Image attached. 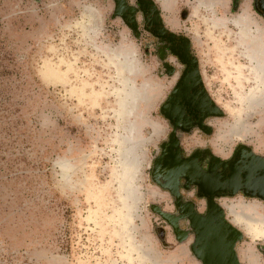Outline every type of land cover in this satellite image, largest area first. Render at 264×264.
Wrapping results in <instances>:
<instances>
[{
  "label": "rangeland",
  "instance_id": "1",
  "mask_svg": "<svg viewBox=\"0 0 264 264\" xmlns=\"http://www.w3.org/2000/svg\"><path fill=\"white\" fill-rule=\"evenodd\" d=\"M151 2V22L186 42L221 111L175 132L180 154L226 158L243 144L264 157V17L252 0ZM123 4L124 18L115 0H0V264H200L187 219L177 239L160 215L176 207L153 177L182 63L136 0ZM179 187L202 212L194 187ZM215 201L241 232L238 263L264 264V233L237 215L253 206L264 222V199Z\"/></svg>",
  "mask_w": 264,
  "mask_h": 264
},
{
  "label": "water",
  "instance_id": "2",
  "mask_svg": "<svg viewBox=\"0 0 264 264\" xmlns=\"http://www.w3.org/2000/svg\"><path fill=\"white\" fill-rule=\"evenodd\" d=\"M138 1L140 3L148 1L153 6L151 0ZM123 5V0H115V10L121 16ZM258 9L264 17V0H259ZM154 17L158 23L159 17L155 9ZM163 31L158 35H165L166 31ZM184 44L177 49L170 47L180 61L186 64V68L179 77L175 91L162 105L166 118L172 124V129L168 134L167 142L160 145V153L153 161L154 165L164 166L162 171L166 182L158 184L167 189L175 198V205H178L180 210L178 215L163 211L159 213L171 225L177 239L184 238L186 234L185 230L179 229L177 221L180 218L187 219L194 236L190 250L201 264H239L234 251V243L241 237V232L226 220L223 209L214 198L242 191L247 196L264 199V157L254 153L249 147L239 144L230 158L226 160L210 153L207 169L201 171L194 157L178 158L176 156L173 150L178 148L176 127L187 131L195 123L203 128L205 126L202 122L204 117L221 113L203 88L196 60L189 55L186 42ZM191 83L198 84V87L191 88ZM195 95H198V98H195ZM217 166H221L219 172L216 171ZM178 177L184 180L182 184L184 188L194 185L197 195L205 198L206 208L203 214L197 213L191 202H184L181 205L178 203L181 198L177 189Z\"/></svg>",
  "mask_w": 264,
  "mask_h": 264
},
{
  "label": "flooded vegetation",
  "instance_id": "3",
  "mask_svg": "<svg viewBox=\"0 0 264 264\" xmlns=\"http://www.w3.org/2000/svg\"><path fill=\"white\" fill-rule=\"evenodd\" d=\"M143 2V3H142ZM141 3L138 1V0H136V7H137V9L138 8H140L141 9V11H143L142 13H143V17H142V23L143 24H145V25H148V27L149 28H151L152 30H155V33H156V35H158V33H163L164 31H163V29L161 28L162 26H160V25H158V24H154V23H152L151 22V20H150V18H149V16H148V12H147V8H148V6L147 5H145L146 3H145V1H142ZM232 2H233V6H235V2H236V0H232ZM252 5H253V7L256 9V11H258L259 13L261 12L259 9H258V6H259V0H252ZM147 13V14H146ZM165 35H159V39H161L160 41H161V45L163 44V42L165 43L164 45H163V48H165V49H169V50H171V49H177V48H181L183 45H181V42H182V40L179 38V37H177V36H175V35H171L170 33L168 34V33H164ZM183 43V42H182ZM170 47H171V49H170ZM172 51V50H171ZM158 53H160V49L158 48ZM176 55V54H175ZM189 55L191 56V53H189ZM176 57H177V55H176ZM177 59L178 60H180L178 57H177ZM182 63V67H181V69H180V71L177 73V76H176V78H175V81H174V84H173V86H172V88H171V93L173 92V91H175V87H176V85H177V82H178V80H179V77L181 76V74L183 73V72H185V68H186V64L184 63V62H181ZM172 71H174L173 69H171V72ZM190 87L192 88H196V87H198V84H193V83H191L190 84ZM195 98H198V95H195ZM185 114H187L186 112H185ZM188 116V115H187ZM190 117H192V115H189ZM205 118H207V116L206 117H204L203 118V120H202V122H203V125H205L206 126V124L204 123V121H205ZM193 126H196V127H198L195 123H193L192 125H191V127L189 128V129H191ZM205 126L203 127V128H200V127H198L199 129H205ZM178 130H180L178 127H176V129H175V132L176 131H178ZM167 140L168 139H166V141L165 142H167ZM164 142V143H165ZM174 150V152H176V156L178 157V158H188V157H190V158H192V157H194V160L197 162V164H198V167H199V169L201 170V171H206V169H207V165H208V162H209V158H210V153L208 154H206V152L204 151V150H194V151H192L191 153H189L188 155H181L180 154V151H179V149L177 148H174L173 149ZM212 155V154H211ZM223 160V159H222ZM225 160V159H224ZM162 169H163V165H159V166H157L156 164H155V166H154V172L155 173H153V177H155L154 179L157 181V183H159V184H164L165 182H166V179H164L163 178V174H164V172L162 171ZM221 170V166H217V168H216V171L217 172H219ZM184 183V180L181 178V177H178V187H177V189H178V191H179V186H181L182 184ZM190 186V185H189ZM188 186V187H189ZM193 187H194V192H195V194H196V196H198V197H202V196H199V195H197V193H196V188H195V186L193 185ZM202 198H204V197H202ZM215 199V198H214ZM204 200H205V198H204ZM184 202H191L192 204H193V202L192 201H190L189 199H182V198H180L179 199V201H178V203L181 205V204H183ZM172 203L174 204V206L176 207V212L175 213H173V215H178L179 214V206L177 205H175V198L172 196ZM178 208V209H177ZM193 208L195 209V206H194V204H193ZM205 208H206V202H205V207H204V210L202 211V212H197L196 211V209H195V211L197 212V213H199V214H203L204 213V211H205Z\"/></svg>",
  "mask_w": 264,
  "mask_h": 264
},
{
  "label": "crops",
  "instance_id": "4",
  "mask_svg": "<svg viewBox=\"0 0 264 264\" xmlns=\"http://www.w3.org/2000/svg\"><path fill=\"white\" fill-rule=\"evenodd\" d=\"M179 148V147H178ZM216 156V155H215ZM230 156V155H229ZM226 157V158H224V157H219L220 159H228V158H230V157ZM182 186V185H181ZM190 186H193V185H190ZM190 186L189 187H187V188H184L183 186L181 187V188H183V189H185V190H188V189H190ZM179 194H180V196H181V198H182V193H181V191H180V187H179ZM171 197H172V195H171ZM189 199V198H188ZM190 201H192V199H189ZM193 202V201H192ZM256 211L253 209V206L251 207V206H248V205H245V206H243V207H240V209L238 210V212H237V215H238V217H239V219H241V220H245L246 221V224H247V226L249 227V229L251 230V231H253L254 232V235L255 236H259V235H261L262 233H264V222L262 221V222H256V218H257V216L255 215V217H252V216H254V214L253 213H255ZM241 213H243V214H241ZM171 214H173V213H171ZM181 219H185V218H181ZM179 229H181V230H185L186 231V234H185V236L184 237H186V235H188V234H190V231H188V229L186 230V228H182V227H179ZM172 234L175 236V234L173 233V230H172ZM185 246L184 245H181V247L180 248H184ZM200 264H201V262H200Z\"/></svg>",
  "mask_w": 264,
  "mask_h": 264
}]
</instances>
